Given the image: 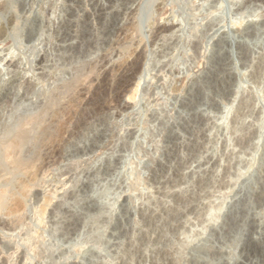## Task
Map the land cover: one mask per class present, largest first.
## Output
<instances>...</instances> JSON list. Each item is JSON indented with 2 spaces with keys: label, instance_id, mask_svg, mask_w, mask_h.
Instances as JSON below:
<instances>
[{
  "label": "rangeland",
  "instance_id": "374dc122",
  "mask_svg": "<svg viewBox=\"0 0 264 264\" xmlns=\"http://www.w3.org/2000/svg\"><path fill=\"white\" fill-rule=\"evenodd\" d=\"M54 87L53 138L0 211V264H171L165 240L218 195L227 149L246 159L253 143L179 264H264V0H0V122ZM249 91L256 109L225 149Z\"/></svg>",
  "mask_w": 264,
  "mask_h": 264
},
{
  "label": "bare ground",
  "instance_id": "6f19581e",
  "mask_svg": "<svg viewBox=\"0 0 264 264\" xmlns=\"http://www.w3.org/2000/svg\"><path fill=\"white\" fill-rule=\"evenodd\" d=\"M79 75H77V79L79 78L78 80L74 78L76 79V81L73 82L74 79L73 81L70 79L71 82H73L74 84L80 82L81 77H78ZM70 80L67 81H69L70 83ZM69 83H66L65 81V84L62 83V86L60 84L61 88L59 86L57 87H59V89L61 90L64 89L63 93H65L67 91L66 89L75 87L74 84L73 87L70 86ZM57 89L54 91H57ZM59 89L56 95H54L52 91L53 97H49L50 102L49 104H47L48 106H46L39 112L36 111L35 113H32L30 115L28 114L27 116L21 115V117L19 116V118H16V120H14L11 125L8 123L6 125V121L4 123H2L3 121L0 122V179L3 180H0V188H2L0 191V211L4 209L3 207L6 206L7 200L10 199L8 196L13 197L14 195L12 192V187L15 188V179H17V176H19V174H21L23 170L33 168V162L37 160H35L34 158L36 155H38L36 154L38 147L42 142H44L43 140L49 136V134L47 133V127L44 126V118L47 114H49V109L56 101L54 96L58 97L60 96L59 94H62V92L59 93ZM246 95L247 97L242 101L241 106H239V111L235 110L230 116L229 126L226 128L229 137L226 139V142L224 144L225 149L229 148L232 145L235 136L242 131L241 128L243 122L247 117L251 116L253 114V111H255L256 109L257 98L255 94L249 91ZM259 117L260 115L257 114L256 119H259ZM25 127L28 128L26 129ZM258 133L259 132L256 131H253L251 133V141H253L254 138L258 137ZM47 142L46 144H48ZM227 151L228 152L226 156H228V166L224 171L223 179H221L216 186L217 190L214 189V191L218 192V195L215 197L210 193L205 194L203 197L204 203L201 204V206L198 208V211L195 213L194 221L186 222L183 225L177 227L176 230L171 234V236L167 240H165L164 244L167 248L166 254L167 258L171 259V264H179L181 262L183 255L190 245L192 239L200 234V231L198 232L197 228H199L201 231H204L210 223L215 222L220 217L226 200V191H230L233 188L234 184L239 180L241 175H243V172L249 171L252 166V160L254 158L256 147L254 143L248 146L247 151H244V153L248 155V158L246 159H242L241 156L234 154L233 152H231L232 150L230 151L227 149ZM21 183L19 184L21 185ZM106 192L100 193L99 198H102L104 202L102 201L103 203L101 204L100 201V208H98L97 210L96 219L102 216H107L110 213L113 201L111 199V203L109 199L110 197L108 198V191L106 190ZM153 263L156 264V262Z\"/></svg>",
  "mask_w": 264,
  "mask_h": 264
}]
</instances>
